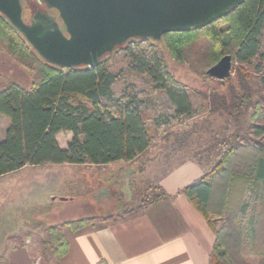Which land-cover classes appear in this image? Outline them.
Returning a JSON list of instances; mask_svg holds the SVG:
<instances>
[{
  "label": "trees",
  "instance_id": "obj_1",
  "mask_svg": "<svg viewBox=\"0 0 264 264\" xmlns=\"http://www.w3.org/2000/svg\"><path fill=\"white\" fill-rule=\"evenodd\" d=\"M263 30L264 0H244L228 14L200 28L165 33L159 40L130 38L117 47L111 53L121 50L128 57V70L137 77L147 76L150 91L162 92L171 105V115L151 118L144 102L146 91H136L131 84L117 96L111 92V84L122 73L108 71V60L101 57L93 67L61 68L47 63L0 13V51L31 78L30 86L12 80L0 83V114L8 119L0 140V175L25 165H101L137 158L155 144L165 124L183 115H198L187 85L173 75L164 52L201 74L225 54L240 64H248L256 57L264 62V52H260ZM260 74L258 86L264 90V73ZM250 82L251 73H234L226 90L210 89L203 99L208 100L211 114H230L233 109L252 104L249 119L253 134L264 137V103L253 99L259 89L254 90ZM58 133L71 134L65 148L58 144ZM210 133L213 138L209 146L222 147V151L208 167L201 155L208 154L210 147L197 150L194 158L206 170L181 189L213 231L208 264H264L263 211L256 226L247 227L243 221L248 208L243 199L245 192L258 181L264 183V142L242 143L239 135L220 139L215 132ZM164 196L161 190L140 202L147 204ZM222 213L226 219L220 225ZM98 218L81 217L61 224L77 229ZM258 236L261 241L256 247ZM41 244L48 264H55L67 250V241L57 237L55 226L48 228V237Z\"/></svg>",
  "mask_w": 264,
  "mask_h": 264
},
{
  "label": "rangeland",
  "instance_id": "obj_2",
  "mask_svg": "<svg viewBox=\"0 0 264 264\" xmlns=\"http://www.w3.org/2000/svg\"><path fill=\"white\" fill-rule=\"evenodd\" d=\"M24 6V19L30 20L31 16L36 10H43V8L36 2V0H22ZM162 46V42L159 43ZM260 52H264V30L261 35V47ZM169 68L177 80L185 83L188 89V96L191 104L198 109V115L189 118L185 115L176 117L171 123L165 124L163 129L156 135L155 144L150 148V152L145 154L141 158V162L138 163L139 167L146 168L145 178L139 185L138 195L136 191L132 192L133 196L128 197L127 193L116 190L114 186H108L107 182L111 178L108 175L110 168L108 166L94 165V164H79L75 165H59L56 168H37L29 170L28 172H22L21 175L15 174L0 180L2 186H6V191H0V252L2 253L8 248L9 241L12 240L11 235H14V230L17 226H22L23 220H29V225L32 224L33 219L38 214H45L47 207L49 213L45 220L56 221L60 217L64 216L65 221L68 219H76L81 217H99L106 216L112 210L119 211V214L128 212L130 208H133L134 199L141 200L148 196L154 195L156 190H153V185H149L152 179H156L159 173L164 174L167 170L166 167L170 162L180 161L184 157L201 151L205 147H210L212 142V134L215 132L217 137L223 139L226 135H239L242 143H252L253 141L264 142V137L255 136L253 134V126L250 122V114L252 113V104H248L242 109H233L230 114L223 112L210 113L208 108V100L203 99V95L209 92L210 89L226 90L228 87V81L230 77H233L234 73H251V85L254 90L259 89V93L253 94V99L259 98L264 103V90L263 87L258 86L260 82V73H264V62L259 58H253L248 64H240L235 61L232 62L231 76L227 79H223L224 84H219L218 79L201 74L198 71L193 70L188 64L175 62L167 52H164ZM103 59L108 60V71L111 73H122L121 78L111 84V92L114 95H119L123 90L130 87L133 84L136 91L143 90L147 92L144 97L145 106L147 107V113L151 118L160 116H169L172 113L171 105L167 97L160 91L151 92L150 83L147 76L137 77L131 73L128 68V57L124 55L121 50H117L114 54H105ZM198 67V66H197ZM241 67V71L237 68ZM201 69V67H198ZM16 81L25 86L31 85V78L29 74L15 61H13L7 54L0 51V83L7 81ZM107 102L106 99H103ZM264 105V104H263ZM8 119L0 114V140L4 137L5 128L7 126ZM186 135V141L182 140V135ZM177 137V138H176ZM216 137V138H217ZM66 139V134L60 135L59 140L61 142ZM205 142H208L204 145ZM207 148L208 154L201 155L203 157L206 166L210 167L217 159V156L222 151V147ZM172 149V150H171ZM176 151V152H171ZM197 151V152H198ZM171 152V153H170ZM173 153V154H172ZM177 153V158L173 156ZM170 157H167V155ZM198 155V153H197ZM199 156V155H198ZM152 162L148 163V161ZM154 160V161H153ZM168 160V162H167ZM162 161L161 165H158ZM163 162L164 165H163ZM168 164V165H167ZM204 166V171L206 170ZM141 168V167H140ZM144 177V176H143ZM26 180L30 181L34 188L32 194L24 195V191L21 188L10 191V187L14 183H24ZM114 177L111 181L117 184ZM116 187L121 185L117 184ZM133 186V185H132ZM62 187L65 192H72L74 189L80 196V199L89 200L90 206H69L67 212L57 215L55 211L51 210V207H62L67 203L60 201H50L52 195H57L54 191L56 188ZM13 194L11 196L12 202L8 206L5 205L3 198L6 193ZM75 192V191H73ZM65 194V193H64ZM127 194V195H126ZM67 195V194H65ZM138 197V198H137ZM9 198V199H11ZM78 199V197H77ZM130 199V200H129ZM142 199V200H143ZM244 202L248 204L246 212L243 214L244 225L256 226L259 214H264V183L258 181L255 185L250 186L244 194ZM133 203V204H132ZM40 205L41 209L36 212L35 209ZM65 206V207H66ZM29 211H28V209ZM33 214V218L26 219ZM226 214L222 213L219 218V224H224ZM46 221V222H47ZM64 222V221H62ZM260 230H261V225ZM48 237V233H47ZM260 237V236H258ZM47 238L43 239L46 240ZM42 240V241H43ZM41 241V242H42ZM256 247L259 246L261 237L258 238ZM53 245V244H52ZM42 251L43 246L41 244ZM51 256V251L48 250Z\"/></svg>",
  "mask_w": 264,
  "mask_h": 264
},
{
  "label": "crops",
  "instance_id": "obj_3",
  "mask_svg": "<svg viewBox=\"0 0 264 264\" xmlns=\"http://www.w3.org/2000/svg\"><path fill=\"white\" fill-rule=\"evenodd\" d=\"M63 134H66V139L61 142L59 137ZM70 138V133L56 135L61 148L66 147ZM149 152L150 148L131 161L117 160L101 164V166L105 165L110 168L108 175L115 177L117 184L121 185L116 187L117 184H114L111 181L113 178H111L107 182L108 186H114L120 192L127 193L129 191L128 197L133 196L132 192L134 191L138 195L140 183L144 178L146 180L149 178L148 174L147 177L145 176V173H148L146 172L148 167L140 166V168L138 163ZM173 156L177 158V153ZM167 157L170 155L168 154ZM150 162L152 160L148 161V163ZM161 163L162 161L158 165ZM59 165L75 164L25 165L18 170L0 175V180L15 174L21 175L22 172L29 170L42 167L56 168ZM81 165L83 164H79V166ZM204 168V165L194 158V154H190L180 161L177 160L175 163L170 162L164 174L159 173L157 178L152 179L149 183V185H153V190H156L155 194L162 190L165 193L164 197L147 204H141L140 201L143 198L141 200L134 199L135 206L128 212L118 215V210H112L106 216L95 219L77 229L61 224L66 219L64 216L52 222L45 220L50 207H47L44 215L38 214L30 222L32 223L30 225L29 218H33L35 214H30L28 217L26 212V219L29 221L23 220L22 226L15 228L14 235H11L13 241L10 240L11 244L8 248L2 253L0 252V264H48L44 257V251H42L41 241L47 238L50 226H55L56 235L60 240L67 241L66 252L59 257L55 264H208L209 254L214 243L213 231L202 213L181 192L183 187L202 176ZM18 188H21L26 196L32 194L34 186L26 180L21 184H12L10 191ZM56 189L54 192L57 195H52L50 201L67 203V206L51 207V210L55 211L57 215L67 212L69 206L91 205L89 200L80 199L75 189L73 190L75 192L70 193L65 192L62 187ZM3 190H7L6 186L0 184V191ZM11 196L13 194L7 192L3 198L6 206L13 203ZM40 209L39 205L35 211L39 212ZM47 254L49 255V253Z\"/></svg>",
  "mask_w": 264,
  "mask_h": 264
},
{
  "label": "water",
  "instance_id": "obj_4",
  "mask_svg": "<svg viewBox=\"0 0 264 264\" xmlns=\"http://www.w3.org/2000/svg\"><path fill=\"white\" fill-rule=\"evenodd\" d=\"M56 11L39 10L28 23L20 0H0V13L47 63L61 68L96 66L130 38L159 40L169 32L200 28L226 15L244 0H40ZM232 56L223 55L206 75L231 76ZM64 199V198H63Z\"/></svg>",
  "mask_w": 264,
  "mask_h": 264
},
{
  "label": "flooded vegetation",
  "instance_id": "obj_5",
  "mask_svg": "<svg viewBox=\"0 0 264 264\" xmlns=\"http://www.w3.org/2000/svg\"><path fill=\"white\" fill-rule=\"evenodd\" d=\"M36 2H37V3L43 8V10H40V9H39V11H41V12H43V13H46V14H48L49 16L54 17V19H55L56 21H58L60 27H63L62 24H61V22H60V20H59V18H58V16H57V13H56L55 10L48 8V7L45 5V3H43V2L40 1V0H36ZM36 11H37V10H36ZM36 11H35V12H36ZM35 12L33 13V15L35 14ZM33 15L31 16L30 20H28V21L25 20V21L29 23V22L32 20Z\"/></svg>",
  "mask_w": 264,
  "mask_h": 264
}]
</instances>
